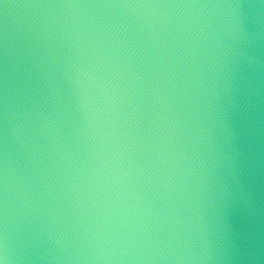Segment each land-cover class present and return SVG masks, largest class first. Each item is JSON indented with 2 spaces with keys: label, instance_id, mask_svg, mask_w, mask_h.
<instances>
[{
  "label": "clouds",
  "instance_id": "obj_1",
  "mask_svg": "<svg viewBox=\"0 0 264 264\" xmlns=\"http://www.w3.org/2000/svg\"><path fill=\"white\" fill-rule=\"evenodd\" d=\"M0 264H264V0H0Z\"/></svg>",
  "mask_w": 264,
  "mask_h": 264
}]
</instances>
